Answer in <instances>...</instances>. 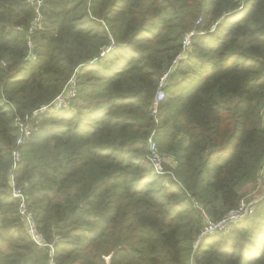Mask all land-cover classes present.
Masks as SVG:
<instances>
[{"label": "trees", "instance_id": "1", "mask_svg": "<svg viewBox=\"0 0 264 264\" xmlns=\"http://www.w3.org/2000/svg\"><path fill=\"white\" fill-rule=\"evenodd\" d=\"M39 11L46 24L29 33L34 7L0 0V264L47 261L10 175L45 238L59 236L56 264H264V201L193 247L198 205L222 217L264 166V0H42ZM75 69L72 106L33 119L13 168L16 118ZM153 128L177 160L162 174L148 159Z\"/></svg>", "mask_w": 264, "mask_h": 264}, {"label": "built area", "instance_id": "2", "mask_svg": "<svg viewBox=\"0 0 264 264\" xmlns=\"http://www.w3.org/2000/svg\"><path fill=\"white\" fill-rule=\"evenodd\" d=\"M35 10V15L28 27V32L32 33L36 29L43 28V25L46 24L43 20V17L39 11V8L42 4V0H27ZM191 35L192 33H188L184 36L182 40V48L178 57L184 56L187 53V50L191 46ZM28 46L30 50L32 49L31 41H28ZM29 55L35 57L33 53L30 51ZM176 61L174 60L173 63ZM174 64L171 66V68ZM75 69L74 73L67 80L66 84L62 88V90L49 102L42 104L38 109L33 110L31 113L26 114L23 118L17 117L15 120L16 126V147L12 151L13 158V168L19 165L22 153L21 147L24 144L25 140L30 137L33 131L37 128L33 124V119L41 112L47 113H55L60 111L61 109H68L72 106V101L77 94V79H76ZM169 70H166L165 73L161 76L159 80V84L157 86V90L155 92L153 103H152V114L154 116V120L158 125V112L159 102L164 98V87L166 85V80L168 77ZM157 128H153L147 138L148 144V159L153 165L154 169L157 173H164V167L170 166L175 167L177 165V160L175 157L170 154L163 152L159 149L158 142L156 140ZM9 184L12 190V195L18 200V211L20 215V219L23 223L25 231L30 239L39 247L43 249H47V261L46 264H56L54 261V243L59 237L58 235L54 236L51 241H48L45 238L44 233L38 228L34 213L32 209L29 207L28 197L25 193L23 187L17 186L14 181L13 175L9 176ZM198 204V202H196ZM201 208V217L203 219L202 227L200 229L199 234L196 236L194 240L193 247H196L199 240L205 235L215 234L221 231H226L229 228V225L232 223L240 222L246 219L250 214L253 213L256 205L255 204H238L236 207L229 209L222 217L218 219H213L207 213L205 209Z\"/></svg>", "mask_w": 264, "mask_h": 264}, {"label": "rangeland", "instance_id": "3", "mask_svg": "<svg viewBox=\"0 0 264 264\" xmlns=\"http://www.w3.org/2000/svg\"><path fill=\"white\" fill-rule=\"evenodd\" d=\"M261 111H262V115L264 116V103H262L261 105ZM239 193L241 195L239 204L252 203L257 205L259 202L264 201V166L261 168L260 172L258 173L254 181H246L240 185Z\"/></svg>", "mask_w": 264, "mask_h": 264}]
</instances>
